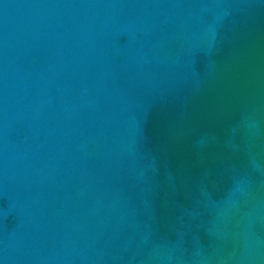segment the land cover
I'll use <instances>...</instances> for the list:
<instances>
[{"label":"water","instance_id":"95a60500","mask_svg":"<svg viewBox=\"0 0 264 264\" xmlns=\"http://www.w3.org/2000/svg\"><path fill=\"white\" fill-rule=\"evenodd\" d=\"M0 264H264V0H0Z\"/></svg>","mask_w":264,"mask_h":264}]
</instances>
